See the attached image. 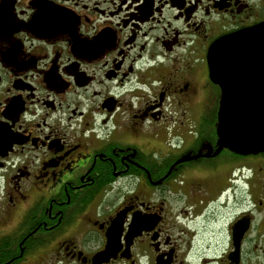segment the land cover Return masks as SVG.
<instances>
[{"label":"flooded vegetation","instance_id":"af4514ba","mask_svg":"<svg viewBox=\"0 0 264 264\" xmlns=\"http://www.w3.org/2000/svg\"><path fill=\"white\" fill-rule=\"evenodd\" d=\"M263 24L264 0H0V264H264V149L219 133L208 63Z\"/></svg>","mask_w":264,"mask_h":264},{"label":"water","instance_id":"95a60500","mask_svg":"<svg viewBox=\"0 0 264 264\" xmlns=\"http://www.w3.org/2000/svg\"><path fill=\"white\" fill-rule=\"evenodd\" d=\"M263 61L264 24L222 37L208 52L210 76L223 93L219 133L230 140L235 150L264 149V98L260 97L264 93ZM112 246L109 239L102 254L110 255Z\"/></svg>","mask_w":264,"mask_h":264}]
</instances>
